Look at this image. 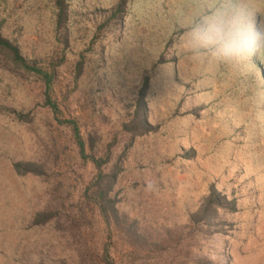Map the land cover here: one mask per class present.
I'll list each match as a JSON object with an SVG mask.
<instances>
[{"label":"rangeland","instance_id":"1","mask_svg":"<svg viewBox=\"0 0 264 264\" xmlns=\"http://www.w3.org/2000/svg\"><path fill=\"white\" fill-rule=\"evenodd\" d=\"M56 1L0 0L2 34L56 64L60 115L89 154L110 156L116 210L107 219L85 195L98 169L44 106L42 81L0 54V264H264V53L221 65L186 52L188 22L216 0H126L119 23L121 0H63L62 28ZM245 2L264 22V0ZM211 194L238 208L217 222L231 233L197 252Z\"/></svg>","mask_w":264,"mask_h":264},{"label":"trees","instance_id":"2","mask_svg":"<svg viewBox=\"0 0 264 264\" xmlns=\"http://www.w3.org/2000/svg\"><path fill=\"white\" fill-rule=\"evenodd\" d=\"M126 0H121L117 7V13L114 18L117 19L119 23L121 19V15L124 14L123 8ZM57 12L58 16V25L62 28L63 25L66 24L67 19V7L64 5L63 0H57ZM59 32V30H58ZM0 54L10 59L13 64L28 73L39 78L44 85V106L51 109L55 119L60 124H65L71 126L73 129V134L75 137V141L79 150L80 157L85 161H91L96 169H98L97 174L95 175L90 186L85 190V195L88 200L94 202L95 204L100 205V208L103 209L105 216L107 219H110L113 212L116 210V204L114 201L108 199L111 195L114 187V177H110L106 175L102 171V167L110 162L109 155L107 158H97L93 154H89L87 152V142L84 135L81 132V128L75 120L72 119H63L61 117V109L59 107L58 102L54 99L53 89L56 78V64L52 66L51 69H45L35 63L29 61L25 55L22 53L20 47L13 41L4 37L2 34V24L0 23ZM126 128H129V132L133 133L134 136H139L142 133H145L144 129H141L140 126L132 124L130 126L126 125ZM148 131V130H147ZM19 172H21L20 168L17 166ZM214 192V188H213ZM221 196V197H220ZM215 197L211 194L210 197L206 199L204 206L200 209V212L193 219L196 223V229L193 233L194 240L190 243V249H194L197 252L204 249L205 245H207V238L210 233L215 235H225L231 233V229H216L220 225H218V221L224 218H227L230 214H235L237 212V202L235 199H230L224 194ZM111 212V213H110ZM44 216V217H43ZM40 216L42 218L41 224H47L51 222H56L53 218L47 217L45 215ZM39 218V219H40ZM113 218H119L118 216ZM208 235V236H207ZM204 243H206L204 245ZM107 256V253H106ZM110 259V258H107ZM108 264H113V261H108Z\"/></svg>","mask_w":264,"mask_h":264},{"label":"clouds","instance_id":"3","mask_svg":"<svg viewBox=\"0 0 264 264\" xmlns=\"http://www.w3.org/2000/svg\"><path fill=\"white\" fill-rule=\"evenodd\" d=\"M182 43L198 62L246 65L264 53V22L245 0H216L188 22Z\"/></svg>","mask_w":264,"mask_h":264}]
</instances>
